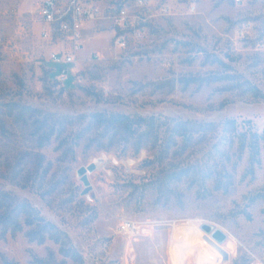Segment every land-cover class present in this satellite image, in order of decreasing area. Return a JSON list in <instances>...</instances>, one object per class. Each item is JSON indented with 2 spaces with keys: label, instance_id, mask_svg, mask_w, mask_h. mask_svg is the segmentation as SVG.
I'll use <instances>...</instances> for the list:
<instances>
[{
  "label": "rangeland",
  "instance_id": "rangeland-1",
  "mask_svg": "<svg viewBox=\"0 0 264 264\" xmlns=\"http://www.w3.org/2000/svg\"><path fill=\"white\" fill-rule=\"evenodd\" d=\"M36 7L0 0V103L37 110L0 132V188L64 231L82 264H172L177 253L176 264L264 263V140L251 159L221 127L231 118L239 131L264 129V99L241 95L237 85L246 80L264 92V0H176L147 24L143 40L126 37L124 46L107 22L89 24L64 81L50 54L69 51L68 36H42ZM226 74L237 77L180 80ZM96 111L219 126L184 149L176 137L166 153L169 130L161 126L158 146L134 152L131 141L98 143L87 128ZM51 126L55 133L39 145ZM127 219L142 234L119 233ZM175 219L184 226L175 230ZM203 223L223 239L206 237ZM27 229L0 231V264H38L48 253L73 264L52 240H29Z\"/></svg>",
  "mask_w": 264,
  "mask_h": 264
},
{
  "label": "trees",
  "instance_id": "trees-1",
  "mask_svg": "<svg viewBox=\"0 0 264 264\" xmlns=\"http://www.w3.org/2000/svg\"><path fill=\"white\" fill-rule=\"evenodd\" d=\"M237 76L226 74L225 76H209V77H187L181 78L183 85L192 82H211L222 79H235ZM238 86L242 87L241 95H247L251 99L263 100L264 92L250 82L240 81ZM221 89H229L223 87ZM36 109L13 101L0 103V132L5 133L6 125L9 121L11 124H20L23 126V119L26 120L33 117ZM53 116V114H51ZM87 128L95 131L94 138L98 143H102V139H106L108 146L114 144L131 141L134 152L141 148H154L158 146L159 128L165 126L168 128V134L165 138L166 146L162 149L167 152L169 145L176 142L175 138H181L184 149L192 138L203 139L207 133L214 131L219 125L212 121H197L192 119H180L167 117L162 115L142 116L138 114H126L121 112L107 113L104 111H96L88 115ZM66 116L59 115L58 120L62 124ZM248 122V120H247ZM222 131L237 138L238 149L243 151L245 148L249 151L251 159H255L259 152V142L264 140V129L261 133L252 131L250 126L244 130H237V124L234 119H225L222 122ZM46 127L45 130H47ZM54 128L51 126L44 133L42 141L39 145L48 141L50 136L54 134ZM62 140L59 146H62ZM66 153L65 150H62ZM23 225L28 226L25 235L29 240H35L38 243L50 239L59 245V252L63 257H68L73 264H82L79 252L71 245L66 233L59 229L53 222L45 219L39 211L33 207L26 199L18 198L10 191L0 188V231L16 232L20 231ZM38 264H64V262H56L53 254L48 253L45 258H36Z\"/></svg>",
  "mask_w": 264,
  "mask_h": 264
},
{
  "label": "built area",
  "instance_id": "built-area-1",
  "mask_svg": "<svg viewBox=\"0 0 264 264\" xmlns=\"http://www.w3.org/2000/svg\"><path fill=\"white\" fill-rule=\"evenodd\" d=\"M36 11L40 18V34L44 37L51 33L68 36L71 49H63L50 54L53 62L61 64L59 81L66 79L75 62V54L84 44V34L89 24L104 21L112 30V39L124 46L126 37L139 42L147 36V24L157 15L170 13L176 0H36ZM239 1V0H235ZM128 33V34H126ZM184 220H172V227H179ZM142 228L134 221L123 220L118 227L119 233L127 236L142 234ZM249 264H264L250 262Z\"/></svg>",
  "mask_w": 264,
  "mask_h": 264
},
{
  "label": "water",
  "instance_id": "water-1",
  "mask_svg": "<svg viewBox=\"0 0 264 264\" xmlns=\"http://www.w3.org/2000/svg\"><path fill=\"white\" fill-rule=\"evenodd\" d=\"M200 229L204 232L206 237H208L207 235L210 234L217 241L222 240L224 237L223 233L218 228L211 226L209 224L206 223L201 224Z\"/></svg>",
  "mask_w": 264,
  "mask_h": 264
},
{
  "label": "bare ground",
  "instance_id": "bare-ground-1",
  "mask_svg": "<svg viewBox=\"0 0 264 264\" xmlns=\"http://www.w3.org/2000/svg\"><path fill=\"white\" fill-rule=\"evenodd\" d=\"M189 221H187V222H185V224L186 225H189L190 223H188ZM184 226V223H183V225H181V226H179V227H176V228H174L175 230L176 229H178V228H182ZM188 228H186V229H184V233H187V235L189 234V229L187 230ZM188 231V232H187ZM176 240H183L184 238H182V236H180V235H176V236H173ZM172 237V238H173ZM179 243V242H178ZM180 244V243H179ZM182 245V244H181ZM183 246V245H182ZM181 246V247H182ZM178 247H179V245H178ZM183 253V252H182ZM186 253H188V251L187 252H185V253H183V255H185ZM177 255H178V253L176 254V257H174V258H172V264H176V262H178V259H177ZM174 260V261H173ZM178 264H180V263H178Z\"/></svg>",
  "mask_w": 264,
  "mask_h": 264
}]
</instances>
